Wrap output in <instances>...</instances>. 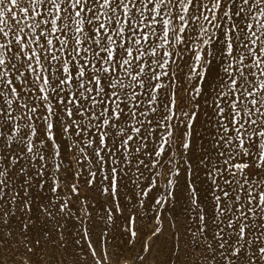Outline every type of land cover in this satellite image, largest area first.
<instances>
[{
  "label": "snow or ice",
  "instance_id": "obj_1",
  "mask_svg": "<svg viewBox=\"0 0 264 264\" xmlns=\"http://www.w3.org/2000/svg\"><path fill=\"white\" fill-rule=\"evenodd\" d=\"M117 234L264 264V0H0V264Z\"/></svg>",
  "mask_w": 264,
  "mask_h": 264
},
{
  "label": "rangeland",
  "instance_id": "obj_2",
  "mask_svg": "<svg viewBox=\"0 0 264 264\" xmlns=\"http://www.w3.org/2000/svg\"><path fill=\"white\" fill-rule=\"evenodd\" d=\"M148 215H151V213H149ZM165 227H167V225H165ZM109 235L111 236V233ZM128 240H129V237L127 235L120 237L119 234H117L116 241L113 242L109 239L107 242V250L110 255L114 250V244H118L120 248L124 250V255L120 259V264H140V262L136 260L137 254H142L145 257H149L150 255L156 257L155 259L146 260V264H160V261L164 259V256L162 254L160 255L156 254L155 249L153 250L151 254L141 251L143 244L150 245L152 243V241L149 240L147 235L138 234L137 237L134 240H132L131 243H127ZM93 242L95 245V239ZM46 243H47V238L41 237V246H43ZM116 250L118 251L119 249H116ZM69 264H71V261H69ZM109 264H115V262L110 260Z\"/></svg>",
  "mask_w": 264,
  "mask_h": 264
}]
</instances>
